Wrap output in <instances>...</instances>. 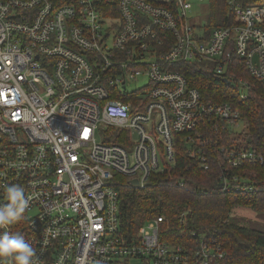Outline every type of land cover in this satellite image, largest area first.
<instances>
[{"label":"built area","instance_id":"built-area-1","mask_svg":"<svg viewBox=\"0 0 264 264\" xmlns=\"http://www.w3.org/2000/svg\"><path fill=\"white\" fill-rule=\"evenodd\" d=\"M225 2L238 23L205 35L187 20L189 0H0V205L11 185L29 200L24 218L0 234L22 235L37 264L188 263L161 241L162 216L140 225L136 238L121 235L118 176L143 187L175 162V133L193 142L203 118L238 125L239 111L203 101L176 62L211 60L223 74L236 55L264 83V3ZM161 29L172 34L164 51ZM138 77L146 83L128 90ZM224 80L247 98L248 82ZM225 155L231 165L262 161L251 149ZM196 243L201 263L223 255L204 235Z\"/></svg>","mask_w":264,"mask_h":264},{"label":"trees","instance_id":"trees-1","mask_svg":"<svg viewBox=\"0 0 264 264\" xmlns=\"http://www.w3.org/2000/svg\"><path fill=\"white\" fill-rule=\"evenodd\" d=\"M53 1L60 4L67 0ZM235 23L238 21L225 0H209L208 20L193 28L204 30L206 35L213 27ZM158 33L160 50L164 51L172 44V34L163 29ZM214 66L211 60H191L176 62L173 68L185 76L190 87L199 90L203 101L230 102L239 111L238 122H244V127L237 129L227 119L215 116L203 118L196 132L191 133L193 142L185 141V132L175 133V162L153 172L143 187H130L127 177L119 175L120 233L136 238L140 225L162 216L161 241L186 252L187 264H264V230L239 223L231 216L233 209L241 207L264 214V83L248 71L244 57L235 55L223 74H217ZM227 74L250 84L247 98L240 97L234 82H225ZM190 147L200 148V154L206 157V168L200 165L199 153L190 155ZM230 149H251L262 161L245 160L231 165L225 155ZM200 235L221 245L223 255L216 261L201 263L195 254ZM114 264H130V259H117Z\"/></svg>","mask_w":264,"mask_h":264},{"label":"clouds","instance_id":"clouds-1","mask_svg":"<svg viewBox=\"0 0 264 264\" xmlns=\"http://www.w3.org/2000/svg\"><path fill=\"white\" fill-rule=\"evenodd\" d=\"M3 197L6 203L0 205V226L18 223L24 218L25 210L29 206L24 187L7 186ZM9 259L14 264H37L35 250L22 235L4 232L0 234V262Z\"/></svg>","mask_w":264,"mask_h":264},{"label":"rangeland","instance_id":"rangeland-1","mask_svg":"<svg viewBox=\"0 0 264 264\" xmlns=\"http://www.w3.org/2000/svg\"><path fill=\"white\" fill-rule=\"evenodd\" d=\"M191 7L187 10V20L189 23L204 24L208 20L209 15V0H189ZM222 2L223 0H218ZM146 83L144 77H138L137 79L128 82L127 89L134 90ZM244 122L238 123V128H243ZM232 218L242 224L250 227L264 230V214L255 212L248 207H241L233 209L231 213ZM130 264H143L142 260L132 259Z\"/></svg>","mask_w":264,"mask_h":264},{"label":"water","instance_id":"water-1","mask_svg":"<svg viewBox=\"0 0 264 264\" xmlns=\"http://www.w3.org/2000/svg\"><path fill=\"white\" fill-rule=\"evenodd\" d=\"M130 183H132V184H136V183H137V180H136V179H131V180H130Z\"/></svg>","mask_w":264,"mask_h":264}]
</instances>
